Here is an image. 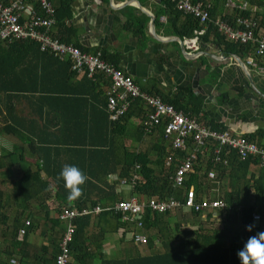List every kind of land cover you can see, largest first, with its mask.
Returning <instances> with one entry per match:
<instances>
[{
	"label": "trees",
	"instance_id": "1",
	"mask_svg": "<svg viewBox=\"0 0 264 264\" xmlns=\"http://www.w3.org/2000/svg\"><path fill=\"white\" fill-rule=\"evenodd\" d=\"M46 1L54 10L52 15L54 25L50 37L59 43L72 45L85 52L74 42L75 29L67 24L71 19L72 0ZM189 1L192 4L201 3L209 6V20L198 41L205 43L211 38L223 55H234L243 62L246 58L253 60L255 65L263 70L261 77L264 84V59L254 56V47L225 41L213 26V21L217 18L233 26L235 17L248 18L251 12L233 11L229 15L223 8L225 0ZM242 1L256 9L252 15L257 23V30H262L264 0ZM160 2L164 8L163 13L168 16L167 22L172 33L180 40L191 38L194 30L201 29L197 20L177 12L169 0H160ZM33 9L36 16L43 15L35 3ZM137 23L139 25L133 31V35L136 33L142 36L144 22L138 20ZM99 54L103 60L109 61L105 53ZM247 69L251 70L249 67ZM103 86L108 88L109 83L100 74L91 77L84 74L77 79L76 73L70 70L67 60L59 61L46 53H41L33 42L0 40V135L14 141L10 151L6 147L0 148V180L6 177L4 181L9 183L8 192L0 190V224L5 227L4 232L0 231V240L8 241L11 247L10 252L2 251L7 261L13 256L15 246L19 245L16 242V235L21 227L19 221L24 211L27 212L28 218L35 215L30 211L36 212V210L43 212L44 217H47L46 203L49 201L55 208V219L51 221L53 226L60 223L57 215L62 209L80 211L90 210L95 206L101 209L96 215L89 213L71 222L74 233L68 249L74 262L77 260V255L78 258L84 257L81 251L85 250L87 245L83 243L85 241L83 237L90 218L100 220L101 217H113L126 228L132 227L134 231L138 230L119 222V216L112 211L113 204L122 199L119 181L125 180L129 183L131 177L136 176L128 193L129 197L138 201L151 198L161 200L165 197L182 201L185 194L192 192L196 201L204 198L220 200L229 208V210L216 211L214 219L206 218L199 213L186 212L210 223L216 221L223 224L226 221L225 224L228 225L198 233L194 239L183 240L181 232L177 231L178 233L172 235L165 232L164 225L157 226V222L167 218L169 213L180 212V209L156 213L144 206L141 214V229L154 228L155 235H159L167 242H171L172 239L177 240V248L227 250L222 257H213V259H220L221 264H227L225 260L228 259L229 264L230 262L240 264L237 252L243 248L250 236L264 231V224L262 222L253 224L251 218L253 213H257L260 217L261 213L264 214L262 207L264 166H260L255 159L240 161L235 150L225 148H218L221 160L219 163H214L212 150L216 147H209L208 154L204 153L202 158L192 151L190 142L187 143L186 151H173L162 137L161 126L156 129L159 137L150 149L144 151H139L135 147L130 149L126 143V140L129 142L126 137V124L131 119L134 118L139 122L131 133L135 142L150 135L143 132L141 125L144 110L139 101L134 100L118 121H109L105 108L106 100L102 92ZM151 95L158 96L162 102L171 105L176 111L199 120L202 101L191 89L177 88L174 94L167 96H162L158 92ZM203 123L214 131L226 130L225 127L210 120ZM242 136L254 142H258L261 138L259 131L243 133ZM189 152L196 155L192 172L187 175L182 187L175 188L171 183L173 165L166 167L165 159L168 156L183 159ZM65 165L77 166L88 177L83 186V196L72 203L67 200L68 191L64 180L60 177ZM209 173H212V179L208 178ZM112 175L116 176V181L108 179ZM222 180L227 182V188L220 196L208 198L206 195L211 185L212 188L219 190L216 183ZM14 206L13 216L6 215ZM31 206L35 208L31 209ZM249 225L253 226L251 231L247 230ZM6 232H8L7 239H5ZM144 245L151 247L152 240L146 237ZM100 247L98 245V248ZM42 250L46 253L47 248ZM57 253L58 250L49 253V259L53 261ZM42 256L44 255L38 258V263L46 264L42 262Z\"/></svg>",
	"mask_w": 264,
	"mask_h": 264
},
{
	"label": "crops",
	"instance_id": "2",
	"mask_svg": "<svg viewBox=\"0 0 264 264\" xmlns=\"http://www.w3.org/2000/svg\"><path fill=\"white\" fill-rule=\"evenodd\" d=\"M163 10L160 0H72L71 19L67 24L75 29L74 42L78 46L88 54L105 53L108 63L130 76L142 91L167 96L174 94L177 88H189L202 101L199 120L213 121L238 135L259 131L261 138L255 143L263 147L264 97L258 94L261 92L264 95L261 75L252 68L246 69L253 88L249 86L232 55H223L211 38L205 43L199 42L196 56H188L185 49L184 54L180 49V39L172 33L168 16ZM26 15L24 12L22 17ZM148 16L153 19L154 35ZM138 20L144 22L142 36L133 35L139 25ZM106 89L103 86L102 92ZM131 120L135 121L134 118ZM154 134L157 138L159 133L156 130ZM46 205L47 217L36 210L30 211L35 214L32 218L26 216V211L20 218L21 229L26 220L30 227L24 228V237L16 235L19 245L15 246L13 256L9 258L16 264H39L38 258L42 254L43 263L53 264L49 253L58 250L65 226L63 222L52 225L54 204L49 201ZM34 208L31 206V209ZM260 222L264 224L263 213L253 224ZM221 223H210L180 211L169 213L167 218L157 222V226L164 225L165 232L172 235L181 232L184 240L194 239L196 234L214 228L213 224H216L215 228L226 225V221ZM135 231L151 239L152 246L131 243L130 234ZM135 231L132 227L119 224L113 217H101L100 220L92 217L83 237V243L87 245L81 251L84 257L78 258L77 255L74 262L71 255L69 264H221L220 259L213 257H222L227 251L177 248V240L167 242L155 235L154 228ZM98 245L101 247L98 248ZM44 248H47L46 253L42 250ZM225 261L229 264V259Z\"/></svg>",
	"mask_w": 264,
	"mask_h": 264
},
{
	"label": "built area",
	"instance_id": "3",
	"mask_svg": "<svg viewBox=\"0 0 264 264\" xmlns=\"http://www.w3.org/2000/svg\"><path fill=\"white\" fill-rule=\"evenodd\" d=\"M173 8L184 15H189L197 20L201 29L194 30L192 37L183 38L180 43L188 52V56L198 54V37L204 33V26L208 22V5L201 3L192 4L189 0H169ZM32 3V4H31ZM34 3L37 9L43 13L42 16H36L33 9ZM225 12L230 15L233 11L244 12L249 10L251 15L246 18L237 16L234 19V25L230 26L227 22L219 18L213 21L216 32L224 37L227 42L241 45H252L254 47V56L264 59V30H257V23L253 17L254 7H249L242 0H225L223 4ZM27 15L23 18L22 14ZM53 7L46 0H0V40L11 41H30L38 46L41 53H46L59 61L67 60L70 64V70L76 73L79 79L84 74L91 77L100 74L108 80L109 87L104 92L105 108L108 114V120L116 122L127 111L128 106L134 100H138L144 110V116L141 122L143 132L152 134L156 129L162 127V137L169 144L173 151H186L187 143L192 145V151L203 157L208 154L209 147H216L212 150L213 162L219 163L221 158L218 154V148L235 150L240 161L255 159L260 166H264V147L258 146L254 141H249L242 135L231 133L227 130L218 132L208 128L203 122L190 117L181 111H176L171 105L162 102L156 96L142 91L132 80L130 76L114 67L111 63L103 60L98 52L88 54L80 51L77 47L69 44L59 43L50 37L51 28L54 25L52 15ZM246 67L254 69L262 75L263 70L257 67L253 60L246 58L243 62ZM189 152L183 159L178 157L165 159V166L173 165V174L171 176L172 186L180 188L183 185L187 175L192 172V166L196 160L194 153ZM173 162V164H172ZM225 164V161H223ZM212 179V173L208 174ZM110 181H116V176H109ZM136 176H132L129 183L125 180L119 181V188L129 191ZM144 206L156 213H165L172 210H183L189 213H199L206 218H216V211L229 210V208L220 200L201 199L195 200L192 192H188L182 197V201L170 197L158 200L155 198L145 201H138L133 197L121 199L112 206V211L119 216V222L131 225L136 229L142 228L141 214ZM264 208V201L262 202ZM101 209L98 206L88 210L82 209H62L57 219L65 224L64 230L59 238L58 253L54 257L53 264H69L70 254L68 244L72 240L74 227L71 222L79 217L89 213L98 214ZM252 222L259 220V215L253 213ZM29 226L26 220L23 227ZM24 228L18 230V236L24 234ZM130 239L136 246L144 245L146 237L140 233H131ZM9 264H16L13 260Z\"/></svg>",
	"mask_w": 264,
	"mask_h": 264
},
{
	"label": "clouds",
	"instance_id": "4",
	"mask_svg": "<svg viewBox=\"0 0 264 264\" xmlns=\"http://www.w3.org/2000/svg\"><path fill=\"white\" fill-rule=\"evenodd\" d=\"M9 151L10 144H4ZM64 180L65 188L68 191L67 200L69 203L75 202L83 196V186L86 184L87 175L77 166L65 165L60 173ZM252 225L247 226V230H252ZM240 264H264V231L250 236L243 248L237 252Z\"/></svg>",
	"mask_w": 264,
	"mask_h": 264
},
{
	"label": "rangeland",
	"instance_id": "5",
	"mask_svg": "<svg viewBox=\"0 0 264 264\" xmlns=\"http://www.w3.org/2000/svg\"><path fill=\"white\" fill-rule=\"evenodd\" d=\"M207 1H209L210 2V0H207ZM262 30H264V28L262 29ZM262 76V75H261ZM223 109H224V107H223V105L221 106ZM225 108H226V106H225ZM139 124V122H137V121H133V120H130L129 122H127V124H126V137L129 139V142H127V140H126V143H127V146H129V148L131 149V148H136V149H138L139 151H144V150H146V149H150V146L152 145V144H155V142L157 141V138L159 137L158 136V134H157V138H156V136H154L155 134V132H153L152 134H150V135H148V136H144V137H142L141 138V140L139 141V142H135L134 141V138L132 137V135H131V133H133L134 132V130H135V127L137 126ZM0 125H1V121H0ZM14 141H13V139H11V138H9V137H5V136H2V135H0V148H4V144H12ZM165 143H166V141H165ZM167 144V143H166ZM132 146V147H131ZM152 154V153H151ZM252 170H254L253 168H252ZM0 179H1V177H0ZM6 179V177H3V179L2 180H0V182H2V183H0V190H2V191H5V192H8L9 191V188H8V186H9V183H7V182H5L4 180ZM12 179H15V177H12ZM217 184V186H218V189L219 190H217V189H214V188H212V185H211V188H210V190L207 192V197L208 198H213V197H215L216 195L217 196H220L221 195V192L224 190V189H226L227 188V182L225 181V180H222L221 182H219V183H216ZM217 190V191H216ZM7 195H9V194H7ZM120 197L122 198V199H127L128 197H129V193L127 192V191H125V189H121V193H120ZM2 199V198H1ZM13 210H8L9 212L6 214V215H11V216H13V211H14V209H15V206L12 208ZM181 211H183V210H181ZM11 212V213H10ZM184 212V211H183ZM204 224H206V223H201V225H204ZM222 224V223H221ZM221 224H218V226H221ZM227 224V223H226ZM64 226H65V224H63ZM207 225H209V224H207ZM216 225V224H215ZM215 225L213 224V226L212 227H215ZM226 226H228V225H226ZM4 230H5V227L3 226V225H1L0 224V231H2V232H4ZM8 238V232H6V234H5V239H7ZM4 248H6L8 251L9 250H11V247L9 246V244H8V241H1L0 240V264H6L5 262L7 261V258H6V255L4 254V253H2V250L4 249Z\"/></svg>",
	"mask_w": 264,
	"mask_h": 264
},
{
	"label": "water",
	"instance_id": "6",
	"mask_svg": "<svg viewBox=\"0 0 264 264\" xmlns=\"http://www.w3.org/2000/svg\"><path fill=\"white\" fill-rule=\"evenodd\" d=\"M150 18V22H149V27L151 28V32H152V35H154V32L152 30V27H153V19H152V16H148ZM180 49L182 50V52L185 54L184 52V47L182 46V44L180 43ZM232 58L234 59V61L236 62V64L238 65V67H240L241 69V72L243 73V76L244 78L247 80L249 86H251L253 88V84H252V80H251V77L248 73V71L246 70L247 67L244 65V63L236 56L232 55ZM258 94L262 97H264L263 93L261 92H258Z\"/></svg>",
	"mask_w": 264,
	"mask_h": 264
}]
</instances>
